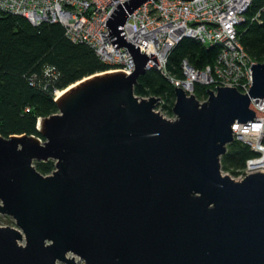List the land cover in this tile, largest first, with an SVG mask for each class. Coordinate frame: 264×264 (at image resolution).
Segmentation results:
<instances>
[{"label": "water", "instance_id": "95a60500", "mask_svg": "<svg viewBox=\"0 0 264 264\" xmlns=\"http://www.w3.org/2000/svg\"><path fill=\"white\" fill-rule=\"evenodd\" d=\"M145 1L109 20L132 73L61 89L58 111L39 118L43 137L0 134V213L16 224H0V264H264V171L235 179L222 168L233 124L264 98V62L247 92L218 84L201 102L176 85L177 117L163 116L160 96L135 93L150 56L120 28ZM49 159L45 174L35 161Z\"/></svg>", "mask_w": 264, "mask_h": 264}, {"label": "built area", "instance_id": "2783aa9c", "mask_svg": "<svg viewBox=\"0 0 264 264\" xmlns=\"http://www.w3.org/2000/svg\"><path fill=\"white\" fill-rule=\"evenodd\" d=\"M129 1L0 0V10L24 15L34 24L44 20L61 22L67 37L87 43L104 62L112 65L105 71L123 69L130 74L136 68L135 58L128 47L119 45L118 35L109 23L120 6H125ZM252 2L147 0L128 14L120 28L130 42L150 56L148 68L159 69L175 86L183 87L188 94L196 95L197 83L215 91L219 84L236 86L242 92H247L253 82L251 65L257 61L246 50L237 27L245 21ZM262 13L264 3L252 18L261 20ZM185 36L195 37L207 45L221 44V49L216 62L203 68L193 66L187 58L183 59L182 76H178L167 69V61L170 51ZM198 98L201 102L208 100V89ZM166 103L161 97L154 109L169 119H175L177 115L169 111ZM250 107L255 110V118L248 122L236 121L233 124L234 136L249 144L256 154L249 157L237 173L223 169L224 173H232L230 175L235 179H242L252 171H264V98H252ZM75 258L78 264L83 263L80 256L75 255Z\"/></svg>", "mask_w": 264, "mask_h": 264}, {"label": "trees", "instance_id": "16d2710c", "mask_svg": "<svg viewBox=\"0 0 264 264\" xmlns=\"http://www.w3.org/2000/svg\"><path fill=\"white\" fill-rule=\"evenodd\" d=\"M264 0H253L238 33L246 50L257 62H264V13L261 20L252 16ZM221 44L207 45L185 36L170 51L167 69L182 76L183 59L195 67L213 65ZM112 68L85 42L70 39L61 22L44 20L32 23L26 16L0 10V134H36L40 117L58 111L56 91L94 73ZM175 85L159 69L149 68L135 84L139 96L157 95L166 100L172 112L176 99ZM196 95L207 92V85L197 83ZM246 142L235 138L222 156V168L237 173L246 160L255 155ZM37 168L48 173L55 161H35Z\"/></svg>", "mask_w": 264, "mask_h": 264}, {"label": "rangeland", "instance_id": "374dc122", "mask_svg": "<svg viewBox=\"0 0 264 264\" xmlns=\"http://www.w3.org/2000/svg\"><path fill=\"white\" fill-rule=\"evenodd\" d=\"M57 93H59V91H57ZM230 174H232V173H230ZM0 224H2V225H16L15 220L12 216L2 214V213H0ZM82 262H83L82 264H87L84 260H82ZM60 264H65V263L60 262Z\"/></svg>", "mask_w": 264, "mask_h": 264}, {"label": "bare ground", "instance_id": "6f19581e", "mask_svg": "<svg viewBox=\"0 0 264 264\" xmlns=\"http://www.w3.org/2000/svg\"><path fill=\"white\" fill-rule=\"evenodd\" d=\"M59 93H61V90H59Z\"/></svg>", "mask_w": 264, "mask_h": 264}, {"label": "clouds", "instance_id": "9594fccd", "mask_svg": "<svg viewBox=\"0 0 264 264\" xmlns=\"http://www.w3.org/2000/svg\"><path fill=\"white\" fill-rule=\"evenodd\" d=\"M104 72V71H103Z\"/></svg>", "mask_w": 264, "mask_h": 264}]
</instances>
